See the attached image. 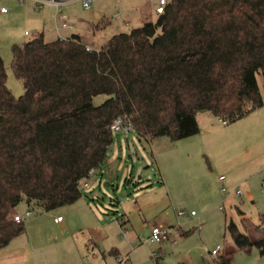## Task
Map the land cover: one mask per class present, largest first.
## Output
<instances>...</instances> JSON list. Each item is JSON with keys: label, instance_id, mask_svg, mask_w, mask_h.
<instances>
[{"label": "trees", "instance_id": "1", "mask_svg": "<svg viewBox=\"0 0 264 264\" xmlns=\"http://www.w3.org/2000/svg\"><path fill=\"white\" fill-rule=\"evenodd\" d=\"M10 68L20 97L6 85L0 56V250L26 232L14 221L22 202L50 212L84 196L116 119L146 141H179L198 134L199 113L232 124L261 108L264 0H169L155 22L98 50L75 35L47 42L38 34L11 47ZM98 95L108 98L95 106ZM258 229L255 239L226 225L237 249L264 255V215ZM234 253L218 252L213 264H231Z\"/></svg>", "mask_w": 264, "mask_h": 264}, {"label": "rangeland", "instance_id": "2", "mask_svg": "<svg viewBox=\"0 0 264 264\" xmlns=\"http://www.w3.org/2000/svg\"><path fill=\"white\" fill-rule=\"evenodd\" d=\"M147 2L93 0L90 9L85 10L80 1L74 0L61 7L59 13L67 16L70 24L80 27L83 22H110L99 29L92 41H87L98 48L114 35L128 34L141 27L144 20L154 22L157 16ZM1 9L6 11L1 12ZM53 16L55 9L48 5L38 8L30 0H0V56L7 75L6 85L14 97H20L24 90L10 68L11 47L30 39L24 32L43 31L44 40L54 39L52 21L47 25L42 19L47 22ZM256 79L264 103V80L260 72ZM107 98L98 95L93 97L92 103L99 106ZM196 119L201 132L199 137L204 140L200 148L195 142L191 145L190 141H171L168 137H159L150 143L133 130L113 134V145L98 174L81 189L90 207L104 222L108 235V239L99 244L102 254L93 253V257L88 253L93 247L88 246L83 253V264H155L149 253L150 245L143 244L153 226L168 228L171 235H175V231L181 234L180 230L192 231L188 237L176 239L170 247L166 243L168 246L159 264H213L216 256H211L210 252L217 246L221 248L219 255L225 250L235 251L231 264H264V255L256 247L237 249L226 230L231 221L242 233L255 239L263 236L258 225L259 216L264 215V104L232 124L222 125L207 112L197 114ZM127 168L131 173L122 177L120 173ZM109 171L114 173L113 177L109 176ZM219 177L225 178L223 185L218 182ZM142 183L152 184L154 188L144 199L162 203L146 215L148 225L144 232L132 234L129 230L125 233L126 227L118 225L120 216L128 212L132 206L131 196ZM236 190L240 191L239 195L235 194ZM28 211L31 214L26 217ZM61 211L58 213L63 216ZM178 211L185 214L179 217ZM17 214L23 219L26 232L13 240H29L30 264L71 262L67 241L62 231L53 226L48 212L28 208L22 202ZM36 220H40V226L34 224ZM72 224H77V220ZM126 256V263H118Z\"/></svg>", "mask_w": 264, "mask_h": 264}, {"label": "crops", "instance_id": "3", "mask_svg": "<svg viewBox=\"0 0 264 264\" xmlns=\"http://www.w3.org/2000/svg\"><path fill=\"white\" fill-rule=\"evenodd\" d=\"M70 4V3H68ZM67 5V4H65ZM63 5V6H65ZM147 5L149 8L153 6L155 8L156 0H148ZM49 6V5H48ZM61 6V7H63ZM51 8H54L53 6H50ZM60 7V8H61ZM55 9V16L52 17V19H49L47 22H45V18L43 23H47L49 25L50 20L52 21V29L51 31L55 34V38L51 40H47V42L54 41L57 39H66L73 35L78 36L81 43L84 44L87 48L91 50H98L100 47L105 43H103L100 47L94 48L92 42L93 38L96 37L99 33V29L102 27H106L109 24H111L108 21H101L99 23H89V22H83L82 27L77 25H72L69 23V18L65 16L64 14H60L59 10ZM154 12V9H153ZM155 13V12H154ZM158 16V15H156ZM143 23H148V20H144ZM155 22V21H154ZM64 26V27H63ZM25 33V32H24ZM38 34L43 36L44 39V33L39 32ZM25 36V35H24ZM28 37V36H26ZM28 41V40H27ZM25 41V42H27ZM46 41V40H45ZM108 41V40H107ZM24 42V43H25ZM23 43V44H24ZM22 45V44H21ZM213 116V115H212ZM197 117V116H196ZM218 119V118H217ZM197 120V119H196ZM218 121H220L218 119ZM222 125H227L220 121ZM199 125V124H198ZM200 128L198 134L179 140V141H190L189 143L191 145L196 144L198 148H200L203 145V137L200 139ZM196 138V139H195ZM154 142V140H151L150 143ZM194 144V145H195ZM113 143L111 144V146ZM152 145V144H151ZM110 146V147H111ZM98 170H95L93 175L89 178V181L92 179V177H95V175L98 174ZM123 171V170H122ZM118 172V171H116ZM106 173V172H105ZM129 173V169H125L120 174L122 177L124 175H127ZM131 173V170H130ZM129 173V174H130ZM109 176L114 175L112 171H109ZM225 181V178H224ZM223 181V182H224ZM218 182L223 185V182L220 181V177L218 178ZM105 185H108L107 183ZM222 189V188H221ZM100 191V189H99ZM135 191L136 193H133L131 196V202L132 206L128 210L127 213H123L120 216V221L123 224L120 227L125 226L126 230L125 233H127L129 230L133 233H142L145 230V227L148 225L146 220V215L149 212H152L154 209H158L162 202H152L149 200H145L144 198L150 194V192L154 191V188L152 187V184L142 183L139 185ZM101 192V191H100ZM222 193H225L221 190ZM93 196V195H92ZM97 199L99 196H95ZM93 198V197H92ZM100 198V197H99ZM86 197L82 196L78 201H76L74 204L69 206H64L61 208H57L55 210H52L48 212V217L52 219L53 226L58 227L59 230L63 233V238L65 241H67L68 251L71 254V262L67 264H83L84 257L83 253L85 250H88V246L92 245L93 249L92 252L88 253H98L102 254L99 244L105 242L108 239V235L106 234V231L104 230V222L102 219L96 215V213L93 211L92 207L87 202ZM127 201H129V198H126ZM171 201V199L169 200ZM63 210V211H61ZM63 212L60 216L58 212ZM179 212V211H178ZM57 217H62V220L60 222H55V219ZM180 217V216H179ZM182 217V216H181ZM77 220V224H72L74 220ZM40 220H36L34 224H37L40 226ZM154 227V226H153ZM161 227V226H160ZM177 229V228H175ZM181 234H178L175 231V235H171L170 241L162 243L158 246L151 245L148 242V237L150 235V231L146 237L145 240H143V244L145 242V245L149 244L148 247L150 256L151 252H155V256H151L153 260H155V264H159L160 261L163 259V254L165 249L168 245L166 243H169L170 245H174L176 242V239L182 238V237H188L189 235H185L187 232H192L191 230L182 232L180 230ZM44 235V232H41ZM18 239L12 240L10 244L5 248L0 250V264H30V256H29V250L31 248V243L29 240L26 242L22 241H16ZM221 250V248H220ZM117 253V251H116ZM95 255L93 254V257ZM126 263L127 262V256L120 259L118 263Z\"/></svg>", "mask_w": 264, "mask_h": 264}, {"label": "built area", "instance_id": "4", "mask_svg": "<svg viewBox=\"0 0 264 264\" xmlns=\"http://www.w3.org/2000/svg\"><path fill=\"white\" fill-rule=\"evenodd\" d=\"M20 1H27V0H20ZM32 2H34L36 4V7L40 8L41 6L44 5H49V6H53L55 9L60 8L61 6L71 3L74 0H30ZM81 2L82 8L85 10L90 9V5L92 3L93 0H78ZM169 0H156V5L154 8V12L156 15H160L165 11L166 6L168 5ZM5 9H1V12H5ZM64 27V26H63ZM25 36H28L30 38H34L37 37L38 33H33V34H29L28 32L24 33ZM224 123V122H223ZM111 131L114 134H120V133H128L130 131H132L131 126L125 125L123 122L122 118H118L116 119L112 125H111ZM94 171H90L89 172V176L88 179L83 183L84 187L88 186V181L89 178L93 175ZM220 181L223 182L224 181V177H220ZM223 192L225 191L224 188L221 189ZM235 194H240V191L236 190ZM30 211L25 213V216L28 217L30 216ZM185 213L183 211H179L177 213V216H183ZM190 215L193 216L194 212H190ZM62 220V217H57L55 219V222H60ZM14 221L19 223V222H23V219L19 216L16 215L14 217ZM118 225L121 226V221L118 222ZM170 237H171V230H169L168 228H163L160 226H154L151 228L150 230V235L148 237V242L151 245L154 246H158L162 243L168 242L170 241ZM220 251V247L217 246L214 250H212L210 252L211 256H216L217 253ZM151 256H155V252H151Z\"/></svg>", "mask_w": 264, "mask_h": 264}]
</instances>
